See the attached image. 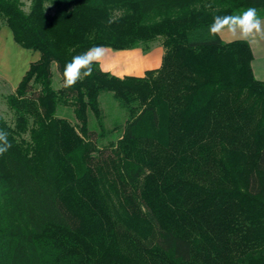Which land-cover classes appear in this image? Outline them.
<instances>
[{
    "label": "trees",
    "instance_id": "trees-1",
    "mask_svg": "<svg viewBox=\"0 0 264 264\" xmlns=\"http://www.w3.org/2000/svg\"><path fill=\"white\" fill-rule=\"evenodd\" d=\"M248 7L264 17V0H0V28L39 53L0 115V264H264V81L249 43L208 32ZM157 39L142 76L94 65L62 86L93 46ZM102 92L125 117L109 130Z\"/></svg>",
    "mask_w": 264,
    "mask_h": 264
},
{
    "label": "clouds",
    "instance_id": "clouds-1",
    "mask_svg": "<svg viewBox=\"0 0 264 264\" xmlns=\"http://www.w3.org/2000/svg\"><path fill=\"white\" fill-rule=\"evenodd\" d=\"M211 36L230 35L233 40H240L246 43L264 40V17H261L255 7H248L245 10L227 14L216 15L208 26ZM105 56V48L97 45L85 52L75 55L64 66L62 86L65 89L74 87L78 82L93 75L94 65H99ZM9 133L0 130V155H3L11 148L8 139Z\"/></svg>",
    "mask_w": 264,
    "mask_h": 264
},
{
    "label": "crops",
    "instance_id": "crops-1",
    "mask_svg": "<svg viewBox=\"0 0 264 264\" xmlns=\"http://www.w3.org/2000/svg\"><path fill=\"white\" fill-rule=\"evenodd\" d=\"M219 37L226 42L233 40L230 35ZM2 42L11 46L13 55L17 57V65L14 69L10 68L11 70H8L6 73H0V86L4 84L10 90H14L21 81L30 63L38 59L39 53L36 50L27 49L19 45L14 40L11 30L7 26L0 28V43ZM249 45L253 54L251 61L253 74L256 79L264 81V40L259 42L252 41ZM122 51L127 53L122 56H117L113 51L105 49L104 59L99 64L101 69L109 71L114 75H121L113 72L110 64L112 59L118 57L123 60L125 68L127 69L122 75L142 76L146 70L158 68L163 55V51H161L158 60L155 61L152 54H149V52L143 54L136 48Z\"/></svg>",
    "mask_w": 264,
    "mask_h": 264
},
{
    "label": "rangeland",
    "instance_id": "rangeland-1",
    "mask_svg": "<svg viewBox=\"0 0 264 264\" xmlns=\"http://www.w3.org/2000/svg\"><path fill=\"white\" fill-rule=\"evenodd\" d=\"M23 2V10L27 11L29 7V0H22ZM107 50L113 51L115 55L122 56L123 54L127 52H123L122 50H114L108 47H104ZM136 49L140 50L143 54L149 52V54H152L154 56L155 61L158 60V57L160 55V52L163 51V47L161 45L160 39H157L153 41L148 50H144L142 46L137 47ZM116 58V59H115ZM110 61L112 71L118 74H124L126 72V68L124 65V62L122 59L115 57ZM17 65V57L13 55L12 48L10 45L5 43H0V73L4 72L6 73L8 70L14 69V67ZM11 68V69H10ZM117 75V76H124V75ZM52 82L54 88H57L61 85L60 82V76L57 72L56 66H52ZM14 90H10L7 86L2 84L0 86V115H2L6 120L11 119V115L7 110V106L5 103V95L12 93ZM99 104L103 113L104 117V124L105 128L107 130L113 128L115 122L121 123L124 120V114L123 111L119 110V106L117 102L113 99L110 92H102L99 96ZM57 114L59 116H64L66 118H71V110L67 107H60L58 109ZM115 117L120 119V121H115ZM118 119V120H119ZM72 120V119H71ZM89 126L90 131H92L91 135L93 139H96L99 144H105L107 140L115 139L117 135H106L105 137H101L100 135H97L99 133V130L95 126V120L91 114H89Z\"/></svg>",
    "mask_w": 264,
    "mask_h": 264
}]
</instances>
